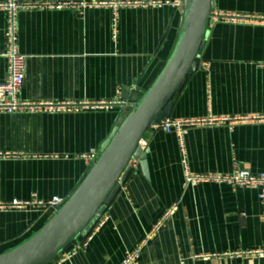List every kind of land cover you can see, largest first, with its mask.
Segmentation results:
<instances>
[{"label": "crops", "instance_id": "0c3cea01", "mask_svg": "<svg viewBox=\"0 0 264 264\" xmlns=\"http://www.w3.org/2000/svg\"><path fill=\"white\" fill-rule=\"evenodd\" d=\"M24 4L115 3V7L20 10L17 44L27 58L19 100L69 106L0 112V204L69 200L118 120L159 75L177 43L182 0H18ZM7 0H0V5ZM159 2V4H152ZM214 13L264 18V0H212ZM135 3L144 4L135 6ZM0 8V84L8 77ZM201 68L175 98L170 120L264 116V23L209 26ZM140 160L127 174L87 246L50 264H264V200L258 189L185 186V173L264 174V124L209 123L175 132L151 127ZM52 213L0 209V255L39 231ZM162 225L156 231L158 224ZM153 237L149 238L150 235ZM79 239H84L80 237ZM201 258V259H200Z\"/></svg>", "mask_w": 264, "mask_h": 264}, {"label": "water", "instance_id": "95a60500", "mask_svg": "<svg viewBox=\"0 0 264 264\" xmlns=\"http://www.w3.org/2000/svg\"><path fill=\"white\" fill-rule=\"evenodd\" d=\"M182 7L177 43L157 78L118 120L76 192L39 231L1 254L0 264H50L76 239L87 238L97 227L131 171L130 161L145 159L139 142L155 123L169 119L174 99L201 68L205 39L213 23V2L182 0Z\"/></svg>", "mask_w": 264, "mask_h": 264}, {"label": "built area", "instance_id": "2783aa9c", "mask_svg": "<svg viewBox=\"0 0 264 264\" xmlns=\"http://www.w3.org/2000/svg\"><path fill=\"white\" fill-rule=\"evenodd\" d=\"M152 4L156 5L159 2H152ZM137 5H144L140 3H135ZM119 7L122 4L115 3H80L73 5H53V4H24L20 3L18 0H7L4 4L0 5V8L6 9L9 12L8 25L6 29V50L1 56L8 60V77L4 83L0 84V112L13 113L20 110H35V109H44L45 111H61L68 110L69 106H54V105H32L23 103L19 100L20 92L25 80L26 75V66H27V58L22 55L19 51L17 44V26H16V15L20 10H33V9H55V8H63V7H72L79 11H83L87 8L92 7ZM212 21H241V22H261L264 23V18H249V17H241L238 15L232 14H223V13H213ZM134 102L127 104L128 108L131 109L133 107ZM229 124L231 127L237 124H247V123H263L264 124V116H253V117H245V118H236V119H222V120H208V121H195V120H166L161 121L159 123H155L152 127L155 129L163 130L165 132H175L179 138L181 144H183V138L186 134V131L189 127L197 126L201 124ZM147 144L143 141V139L139 142L138 148L140 150V154L142 155L144 150L146 149ZM140 155V157H141ZM15 154H5L0 155L1 158L15 157ZM100 153H91L87 156V163L93 166L99 159ZM139 161L132 160L129 163V167L131 169L134 168V165ZM202 183H213V184H224L230 186L234 191L244 188H252L258 189L261 191L260 198L264 200V174L253 175L246 170H242L238 167L235 168L234 172L230 175H193L188 170L185 173V186H196ZM122 187V186H121ZM66 203L65 200L60 198H53L51 201H33L26 203H18L15 202L11 205L8 204H0V209H29L32 206H38L44 211L52 213V216L55 215ZM102 219L100 220V222ZM98 223V225L100 224ZM97 225V226H98ZM162 225V223L158 224L156 227V231ZM153 237L151 234L149 238ZM90 238L89 236L84 239H76L65 251H63L59 256V263L63 260L70 258L75 255L78 251L84 249ZM144 244H141L135 251L128 254L127 258L122 264H134L138 259L140 252L143 248ZM263 251L257 252H249L243 253L242 256L250 255L257 256L263 255ZM201 259V258H200Z\"/></svg>", "mask_w": 264, "mask_h": 264}]
</instances>
